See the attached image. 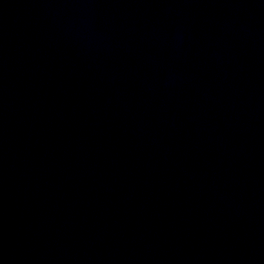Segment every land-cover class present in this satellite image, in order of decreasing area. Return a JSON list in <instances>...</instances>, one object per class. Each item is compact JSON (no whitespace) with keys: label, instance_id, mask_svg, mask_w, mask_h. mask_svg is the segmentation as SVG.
I'll return each instance as SVG.
<instances>
[{"label":"water","instance_id":"obj_1","mask_svg":"<svg viewBox=\"0 0 264 264\" xmlns=\"http://www.w3.org/2000/svg\"><path fill=\"white\" fill-rule=\"evenodd\" d=\"M0 264H264V0H0Z\"/></svg>","mask_w":264,"mask_h":264}]
</instances>
